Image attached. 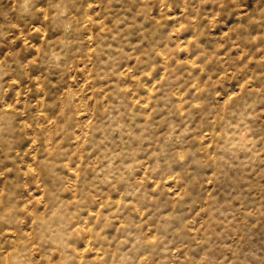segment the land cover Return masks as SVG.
<instances>
[{
    "label": "clouds",
    "instance_id": "1",
    "mask_svg": "<svg viewBox=\"0 0 264 264\" xmlns=\"http://www.w3.org/2000/svg\"><path fill=\"white\" fill-rule=\"evenodd\" d=\"M0 264H264V0H0Z\"/></svg>",
    "mask_w": 264,
    "mask_h": 264
}]
</instances>
